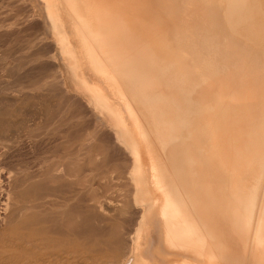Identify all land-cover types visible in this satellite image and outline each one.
<instances>
[{
    "label": "bare ground",
    "instance_id": "1",
    "mask_svg": "<svg viewBox=\"0 0 264 264\" xmlns=\"http://www.w3.org/2000/svg\"><path fill=\"white\" fill-rule=\"evenodd\" d=\"M0 61L8 101L56 98L29 123L41 231L9 158L32 137H0V264H79L93 236L113 264H264V0H0ZM103 181L137 228L94 227Z\"/></svg>",
    "mask_w": 264,
    "mask_h": 264
},
{
    "label": "rangeland",
    "instance_id": "2",
    "mask_svg": "<svg viewBox=\"0 0 264 264\" xmlns=\"http://www.w3.org/2000/svg\"><path fill=\"white\" fill-rule=\"evenodd\" d=\"M2 63H3V61H0V65ZM6 76H3V77H5L7 79L8 77H6ZM12 76H13V79L8 78L9 80H13L12 83H10V81L8 82L9 84L8 83H0V137L3 136L2 139L4 141L5 140L8 141L14 136L15 137L14 139L16 141L18 140L17 142H19L20 137H21V140L26 139L27 136H28V138L32 137L31 141H33L32 143L34 145L30 146V148H24L22 150L14 151L13 153H11L9 155V158H10V163L12 164L14 171H15L16 184H18V186L15 187V192L17 193V195H19V197L22 201V203L19 205V208H22V206L26 205V209H27V210L25 209V211H24V209H22L23 211L21 210L19 217H17L19 219L18 222L21 223L24 220L30 219V217L35 218V219H37L38 222H40L42 219L41 209L38 208V210H37V208H35V207H31L29 209V206H37L38 207V206L42 205V203L44 201L40 175H41V171L43 169L44 161L46 158L49 157L51 152L47 148H45L47 145L45 146V145L41 144V142H42L41 138H42V132H43L42 129H35V128L31 127V125H29V123H31L30 120H32L31 118L33 115H35V114L39 115L41 108H43L46 115H48L50 113L49 108H48L49 103H51L53 101L55 102L56 98L53 97L54 99L53 98L50 99V101H47L45 103V105H40L38 103V101H36L35 99L19 101L16 103L10 102L7 100L9 95L5 91L7 89L6 87H10L11 85L18 84L19 82L22 81V78H21L22 75H20L19 73H15V74L12 73ZM32 77H33V75H32ZM32 77H28V78L31 79ZM50 97H52V96H50ZM21 123L23 126L21 125ZM80 132H82V131L80 130ZM17 133H18V136H17ZM23 134H25V135H23ZM35 134L37 136H35ZM10 136H11V138H10ZM35 137H38V138H35ZM97 165L99 166V167H96V170L98 172H102L101 170H105L106 168L111 169L113 167V163L108 159L104 160V163L101 164L102 166L99 164H97ZM27 177H28V179H26ZM125 182H126V180H125ZM96 186H98V185H95V187ZM99 186H100V189L98 187L99 190L97 188H95L96 194L100 193V192H106L105 193L106 196L115 197V200L109 202V198L107 199L106 197H104L102 199L104 202V206L107 209L111 210V211H109V213L107 215V216H109V219H110L109 221H106L105 215H104V213H102L103 212L102 210H100L99 208L92 209L93 216H94V218H93L94 227L98 228V229H102L103 231L106 230L108 233H111L112 231H115V232H120L121 230L126 231L129 228L134 229L136 227V223L141 221V218L144 215L143 212L145 213V209L143 206L137 207V210L141 209L140 214H138L139 211L137 212V210H135L131 206V204L128 203L126 195L128 194V192L130 193L131 187L122 185L121 189H118L117 187H115V189H114L110 186V184H105L104 181H103V184H100ZM79 188L82 189L81 186H78V189ZM93 188H94V186H93ZM80 189H79V191H81ZM113 189L116 192L113 195H108L109 193H107V192L108 191L112 192ZM118 193H122L120 197L118 196ZM123 195H124V198L122 197ZM52 198L56 199L55 196L54 197L53 196L48 197V199H52ZM28 200H30V203L26 202ZM79 203L81 205L82 210L84 211L86 203L83 201H81V202L79 201ZM118 209H120V210H118ZM121 209H122V211H121ZM23 212L25 213V216H24ZM132 212L135 215L131 214ZM21 213H22V215H21ZM99 215H100V217H99ZM136 215L137 216L139 215L138 216L139 218ZM21 216H23V217H21ZM101 217H102V219H101ZM114 217H116V218H114ZM103 218H104V220H103ZM100 221H101V223H100ZM98 222L100 225L98 224ZM42 228H43V222L41 221L40 224L37 225L34 229L36 231L37 230L41 231ZM40 244H41V241H40ZM90 247H91V249L89 248L90 250L84 246L82 247L81 252H80V256H79V260H78L79 264H81V263H83V264H86V263L87 264H93V263L94 264H113L111 259L108 256V254H109V251L107 249L108 243L107 244L104 243L103 239L96 237V236H93ZM123 253H124V251L122 252V254ZM131 256H132V254H131V252H129L128 255L126 256L127 259L125 261V264H132Z\"/></svg>",
    "mask_w": 264,
    "mask_h": 264
}]
</instances>
